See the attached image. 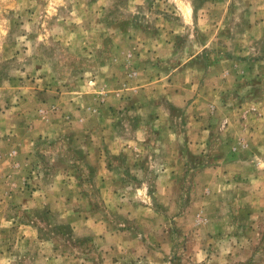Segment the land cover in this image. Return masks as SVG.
<instances>
[{"label":"rangeland","instance_id":"rangeland-1","mask_svg":"<svg viewBox=\"0 0 264 264\" xmlns=\"http://www.w3.org/2000/svg\"><path fill=\"white\" fill-rule=\"evenodd\" d=\"M246 132L264 0H0V264H264Z\"/></svg>","mask_w":264,"mask_h":264},{"label":"crops","instance_id":"crops-1","mask_svg":"<svg viewBox=\"0 0 264 264\" xmlns=\"http://www.w3.org/2000/svg\"><path fill=\"white\" fill-rule=\"evenodd\" d=\"M226 129H228V126L226 127ZM252 134V132L251 133H249V134H247V132H246V134L244 135V137H243V140L245 141V144H244V147L243 148H241V150H239V151H245V150H247V152L251 155L250 156V158H252L251 160H252V162L250 163V166H249V169L251 170V172L252 171H254V170H257V168L258 169H261V167H264V159H262V158H264V157H262L260 154H259V150L258 149H254L253 148V144L256 142L257 143V141H260V140H255V138H250V135ZM235 142L233 141V138H227V142L225 143V146H228V148H229V145H232V144H234ZM233 152H236V149H235V151H233ZM231 152L229 151V154H230ZM237 155H238V152L236 153ZM256 159H258L257 161L258 162H256ZM222 163V165L224 164L223 162H221ZM257 163H259V164H257ZM260 165V166H259ZM221 167H223V166H221ZM223 169H225V168H223ZM222 172H223V170H222ZM245 179V178H244ZM248 180V179H247ZM247 180H240V181H247Z\"/></svg>","mask_w":264,"mask_h":264}]
</instances>
